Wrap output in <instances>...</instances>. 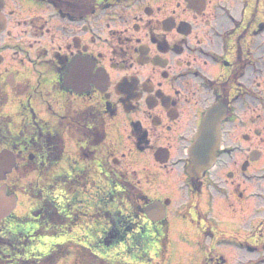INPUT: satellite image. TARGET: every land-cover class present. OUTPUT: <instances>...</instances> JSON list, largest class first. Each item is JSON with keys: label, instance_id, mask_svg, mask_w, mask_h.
<instances>
[{"label": "flooded vegetation", "instance_id": "1", "mask_svg": "<svg viewBox=\"0 0 264 264\" xmlns=\"http://www.w3.org/2000/svg\"><path fill=\"white\" fill-rule=\"evenodd\" d=\"M213 109L216 163L191 176ZM122 128L169 182L128 173ZM1 158L0 264L149 231L172 264L264 262V0H0Z\"/></svg>", "mask_w": 264, "mask_h": 264}, {"label": "rangeland", "instance_id": "2", "mask_svg": "<svg viewBox=\"0 0 264 264\" xmlns=\"http://www.w3.org/2000/svg\"><path fill=\"white\" fill-rule=\"evenodd\" d=\"M126 135H127L126 129L122 128L121 138L126 143L125 149L128 153L127 158H126V168H127L128 173L142 175L141 174V172H142L144 174V176H145V174L146 175L149 174L150 177L156 181L155 183L159 184V186L165 185L167 182H169L170 178L168 176L162 175V174L157 172L156 167L153 164L152 155L146 156L145 154H141L139 152H137L138 153L137 154L135 150L130 149L129 140H128V137ZM173 182H174V180H173ZM181 192H180L179 196L177 197L176 205H178V203L183 201L182 196L184 197L186 190H182ZM109 195L111 196V194H104V197H107ZM118 201L119 200H117V202ZM110 213H111V217H110L111 220H118L120 218L119 215L117 214L118 209H113ZM99 220H102V219L100 218ZM150 235H151V233L149 231L146 234H142V235H139L138 237L134 238V240H138V238L141 239V242H140L141 244L139 245L140 247H139V249H137L135 251V256H136L135 259H137L140 264H148L147 261H148L149 253H150V251H149L150 243H147L146 240ZM131 241H133V239ZM70 248H71V246L67 247V249H70ZM113 248L115 250L119 249L118 247H116V248L113 247ZM235 249H236L237 253L240 252V249H238L236 247H235ZM80 250H82V248H78L77 246L73 247V251H74L75 255ZM87 250L83 249V251H84L83 253H85ZM74 254H72L73 258H74ZM127 256H129V255H127ZM114 257L117 258L119 261H123V258H124L123 251L120 250L119 255H115ZM238 259H239L238 254L231 255L229 257V264H237ZM63 261H64V259H62V262ZM143 261L146 263H144ZM157 261H158V264H169L168 258H165V257H163L162 259L155 257L154 262H157ZM70 262H71V264H73L72 259H70ZM175 262H177V260ZM63 264H70V263L68 262V263H63ZM78 264H79V262H78ZM174 264H176V263H174Z\"/></svg>", "mask_w": 264, "mask_h": 264}, {"label": "water", "instance_id": "3", "mask_svg": "<svg viewBox=\"0 0 264 264\" xmlns=\"http://www.w3.org/2000/svg\"><path fill=\"white\" fill-rule=\"evenodd\" d=\"M201 133L198 134L195 144L191 148V155L193 159L191 172H197L205 165V163L212 158L215 151V145L209 149L207 146H202L200 141Z\"/></svg>", "mask_w": 264, "mask_h": 264}, {"label": "trees", "instance_id": "4", "mask_svg": "<svg viewBox=\"0 0 264 264\" xmlns=\"http://www.w3.org/2000/svg\"><path fill=\"white\" fill-rule=\"evenodd\" d=\"M95 264H102V262H101V258L99 259V258H96V260H95Z\"/></svg>", "mask_w": 264, "mask_h": 264}, {"label": "snow or ice", "instance_id": "5", "mask_svg": "<svg viewBox=\"0 0 264 264\" xmlns=\"http://www.w3.org/2000/svg\"><path fill=\"white\" fill-rule=\"evenodd\" d=\"M3 161H0V165H2Z\"/></svg>", "mask_w": 264, "mask_h": 264}]
</instances>
